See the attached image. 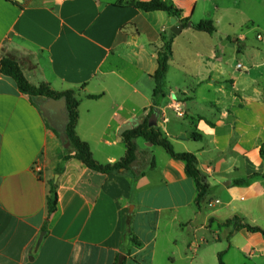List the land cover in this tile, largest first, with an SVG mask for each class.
Here are the masks:
<instances>
[{
  "label": "crops",
  "instance_id": "1",
  "mask_svg": "<svg viewBox=\"0 0 264 264\" xmlns=\"http://www.w3.org/2000/svg\"><path fill=\"white\" fill-rule=\"evenodd\" d=\"M136 1L150 0H0V55L16 58L35 86L79 90L77 133L101 164L124 158L127 148L119 131L148 118L159 49L172 26V16L140 11L133 6ZM164 1L192 24L212 21L217 29L208 34L184 27L175 36L173 55L185 48L182 67L196 65L185 74L192 84H170L175 99L163 107L166 97L161 98L156 106L157 127L176 151L197 156L207 196L197 204L199 190L184 163L167 153L158 158L161 147L143 138L134 141L136 171L144 173L139 178L130 172L97 173L75 159L58 173L68 145L50 120L46 101L21 93L14 79L2 76L0 264H158L159 256H166L165 264H176L185 248L193 252L191 259L185 255L189 264H205L202 246L209 240L186 237L200 231L209 232L219 246L227 243L213 248V264H219L220 253L226 264L234 258L244 263L247 257L264 264L263 234L224 226L238 216L264 230V95L257 79L243 77L242 71L250 69L230 66L229 54L234 42L240 44L239 55L258 28L241 7L254 12L263 1ZM238 7L242 28L250 29L240 36L221 29L227 14L232 28ZM183 35L185 43L178 39ZM257 40L264 37L257 34ZM172 105H180L184 116ZM53 185L59 201L49 215Z\"/></svg>",
  "mask_w": 264,
  "mask_h": 264
},
{
  "label": "trees",
  "instance_id": "2",
  "mask_svg": "<svg viewBox=\"0 0 264 264\" xmlns=\"http://www.w3.org/2000/svg\"><path fill=\"white\" fill-rule=\"evenodd\" d=\"M16 4L18 2L14 1ZM20 5V4H19ZM133 6L145 13L153 12H166L168 15L180 20L185 28H193L198 32H205L208 34H214L216 32V26L212 21H201L198 24H192L189 18H182V11L175 8L164 0H150V1H136ZM174 39H169V36L162 38L163 45L159 49L158 54V69L153 75L155 80V90L153 95V107L150 111L148 118L143 124L127 131L123 135V140L126 144L127 152L124 158L115 163L101 164L98 162L93 154L89 143L83 141L78 133L77 126L79 123L80 113L79 107L81 105V97L79 90L70 89L63 92L56 91L50 84L43 83L39 86H35L30 83L24 74V71L19 64L18 60L14 57H6L0 55V77L7 76L15 80L21 93L29 96L30 98H40L45 101L50 99L62 100L66 99V112H65V131L60 133L57 131L59 137L64 141L65 145H68L67 153L63 159V164L59 168L58 173H62L64 165L69 160L75 159L81 162L88 169L101 173V174H123L130 172L136 178L144 175L143 172L136 171V167L133 166L134 162H137V145L135 140L138 138L145 139L149 144L159 146L163 148L166 153L175 161L183 162L185 165V173L188 177L193 178L197 184L199 194L197 197V204H200L209 191V185L206 182L205 177L198 168L197 156L193 153H179L176 151L171 140L165 135V133L157 126H150V119L155 116L159 119L160 110L156 107L158 101L161 98L166 97V84L167 73L169 70V63L173 58V44ZM90 99H98L99 96H89ZM261 155L264 157V149H261ZM264 177V174H263ZM59 201L58 187L53 185L50 194L48 196V209L49 215L53 214L57 210ZM234 224L235 230L242 229L247 230L250 233H261L264 235V230L259 227H251L240 221L238 216L227 221L224 226ZM130 235V233H129ZM132 240L140 245V242L136 237H132ZM224 253L219 254V264H226L223 259ZM123 264V263H117Z\"/></svg>",
  "mask_w": 264,
  "mask_h": 264
},
{
  "label": "rangeland",
  "instance_id": "3",
  "mask_svg": "<svg viewBox=\"0 0 264 264\" xmlns=\"http://www.w3.org/2000/svg\"><path fill=\"white\" fill-rule=\"evenodd\" d=\"M262 6H258L256 9H254V12H252L250 10V7H247V9H245V7L242 9L241 7V11L246 12L247 13H251L254 16V20L257 23V30L256 31H251V33L249 34V43L248 45L242 46V51L241 53L238 55L236 54V50L237 48L240 47L239 43H232L230 46V50H229V54H230V66H232V68H234L238 63L242 64L243 66H245V68L250 69V73L247 74L245 71H242L243 73V77H248V79L255 78L258 81V85H257V89L261 90V92L264 95V41L261 42L259 40H257V34H261L264 37V0ZM238 14H236V16H234V22L232 28L229 27L228 24V20H230V16L224 15L223 18V22L221 25V29L222 31H229L232 34H236L237 36H240L241 34H245L246 32L250 31L249 28H247L246 26H244L242 28V25L244 23V19L243 16L241 15L240 12V7H238L237 9ZM197 18V17H196ZM197 20V19H195ZM180 42L185 43V36H179L178 37ZM181 51L184 55H186V49L182 48L181 49H177V56L173 55L174 57L172 58L173 62L172 64L169 63V76L167 80V87H166V98L162 99V105L163 107L168 106L169 103L172 102V98L170 97L171 95V91H170V84L173 87H176V84L180 83L181 84L184 82V84H188L191 85L192 84V79L189 78L187 81L185 78L186 75L185 74H192V68L196 65H184L182 67L181 63H180V59H181ZM196 64V63H195ZM253 64H263L260 65L258 67H254L253 70L252 66ZM184 77V78H183ZM187 83H186V82ZM198 111H202L203 110V105H198L197 106ZM170 112V110H169ZM142 143H145L144 141H141ZM157 151H159L157 153V157L159 158V153H162L163 155H166V151L162 148H157ZM188 240L190 241H194V242H200L202 239L205 240H209V244H205L202 246V250L206 251L205 256V264H213V262L215 261V258L213 257V248L216 249V247H220L223 248V246L227 245V243L225 241H223V245L219 246L218 243L216 241H214L212 238V235L207 232V231H200L198 233H196V235L193 232H187V236ZM259 239V238H257ZM243 241V239H241ZM201 250V251H202ZM181 255H178V261L176 262V264H189V261L187 260V258H185L186 253L189 255L190 259L193 255L192 251H188L185 249L181 250ZM180 256L183 257V259L180 258ZM158 264H165L166 263V256H159L158 260H157ZM244 263H239V261L236 260V258H234L233 260V264H261V260L256 258V257H252V258H245V260H243Z\"/></svg>",
  "mask_w": 264,
  "mask_h": 264
},
{
  "label": "water",
  "instance_id": "4",
  "mask_svg": "<svg viewBox=\"0 0 264 264\" xmlns=\"http://www.w3.org/2000/svg\"><path fill=\"white\" fill-rule=\"evenodd\" d=\"M20 1V0H18ZM171 29L169 33V39H172L175 36H178L182 33L184 30V26L182 24L178 23V20L176 18L171 19ZM45 110H47L50 113V120L55 125V127L60 131V133H64L65 131V125H66V119H65V112H66V99L63 98L62 100H55L50 99L45 102L44 104ZM139 121L135 120L131 123H128L122 127V129L119 131V141L123 140V135L125 132L132 130L133 128L139 126ZM158 124V118L153 116L150 121V126H157ZM137 162L133 163V166H136Z\"/></svg>",
  "mask_w": 264,
  "mask_h": 264
},
{
  "label": "built area",
  "instance_id": "5",
  "mask_svg": "<svg viewBox=\"0 0 264 264\" xmlns=\"http://www.w3.org/2000/svg\"><path fill=\"white\" fill-rule=\"evenodd\" d=\"M259 39H261V36H259ZM239 68H241L242 66L239 65ZM171 109L175 110L181 117L184 116V110L181 108L180 105H172L170 106ZM38 170L40 171V169L38 168Z\"/></svg>",
  "mask_w": 264,
  "mask_h": 264
}]
</instances>
